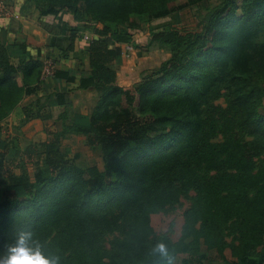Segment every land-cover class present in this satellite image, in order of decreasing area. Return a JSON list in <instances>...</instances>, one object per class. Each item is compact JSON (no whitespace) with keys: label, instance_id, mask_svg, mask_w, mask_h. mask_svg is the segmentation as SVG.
Returning <instances> with one entry per match:
<instances>
[{"label":"trees","instance_id":"1","mask_svg":"<svg viewBox=\"0 0 264 264\" xmlns=\"http://www.w3.org/2000/svg\"><path fill=\"white\" fill-rule=\"evenodd\" d=\"M26 2L39 27L61 37L57 59L86 52L90 71L76 90L96 98L83 126L68 123L66 94L43 82L46 62L55 61L29 56L0 29V188L4 174L12 182L0 200V258L26 247L52 264H204L203 250L222 260L229 250L231 264H264V42H254L264 0H223L212 10L209 0ZM186 7L210 11L198 10L197 30L182 34L175 26ZM134 18L148 24L147 46L160 43L170 56L130 90L117 86L116 67L139 29ZM84 34L92 38L78 48ZM51 77L75 82L65 71ZM136 102L144 120L128 109ZM18 108L22 125L63 109L60 130L21 149L3 134ZM75 133L99 153L102 171L62 153ZM182 199L189 206L179 240L156 235L151 216ZM160 243L168 257L154 253Z\"/></svg>","mask_w":264,"mask_h":264},{"label":"rangeland","instance_id":"2","mask_svg":"<svg viewBox=\"0 0 264 264\" xmlns=\"http://www.w3.org/2000/svg\"><path fill=\"white\" fill-rule=\"evenodd\" d=\"M5 5L7 4L5 0H1ZM223 0H209V9L217 7ZM183 2H178L174 5H181ZM238 6L240 5L237 2ZM6 6H9L8 4ZM202 14H207L210 10L200 8H189L186 7L179 11L182 22L175 26V30L179 33H188L197 30L198 24V15L199 12ZM237 15H240V12L237 11ZM18 19H11L7 17L5 19H11L12 23L19 21L20 17L17 15ZM139 29L134 33L132 41L128 45H121L122 56L119 62V65L116 67L117 73V86L123 89H130L134 87L137 83L140 82L141 76L146 72L155 71L161 63L166 61L169 56V50L167 47L161 45L160 43H150L149 46L147 40L149 39L148 24L139 20L132 19ZM100 27V26H98ZM86 37V39H85ZM91 39V35L84 34L85 42H88ZM254 42L260 44L264 42V26L258 33ZM48 55L45 57V60H53L52 68L50 75H45L44 83L51 81L52 72L57 70L58 62L60 59L56 58V53L48 52ZM68 61V60H67ZM49 78V79H47ZM18 83H21V77L17 78ZM44 93V92H42ZM95 94L93 92H78L74 88H69L67 90V108L66 111L68 117V123L77 124L83 126L87 118L90 115L92 106L95 103ZM219 105L224 106L223 100L217 102ZM124 107L125 104H124ZM19 109V108H18ZM16 110L9 119L3 124L4 136L6 137H15L18 140L19 147L24 149L27 145L36 143L40 144L47 141L51 136L50 134L54 133L57 130H60V121L58 117L62 113L63 109H55L53 112V120L47 123H41L39 121H32L26 125H22L20 110ZM129 111L140 120H144V117L139 115L137 102L133 107L128 108ZM76 122V123H75ZM62 153L66 156L67 159L73 160L75 165L80 169H88L90 167L96 166L101 171L103 170V163L101 161L99 153H93L86 145L84 137L80 134H71L66 140L62 143L61 146ZM30 172V171H29ZM15 173L18 174L19 171L15 170ZM5 184L0 188V200H5L9 196L8 186L12 184L11 180L4 174ZM32 181V177H30ZM189 204L186 200L182 199L180 203L172 210L167 211L166 213H159L151 216V227L156 235H166L170 238L172 242H177L181 235V228L183 225V213L188 208ZM112 239V236L106 237L105 247L108 249V241ZM206 255V260L204 264H231L232 259L230 256L229 250L225 252L224 259H219L213 252L202 251ZM175 264H180V261H176Z\"/></svg>","mask_w":264,"mask_h":264},{"label":"crops","instance_id":"3","mask_svg":"<svg viewBox=\"0 0 264 264\" xmlns=\"http://www.w3.org/2000/svg\"><path fill=\"white\" fill-rule=\"evenodd\" d=\"M6 3L12 8L14 15H19L20 19L15 24L11 22V19L0 18V29L6 30L7 40L12 42L25 43L27 47V54L31 57L42 56L46 57L48 52L52 54L57 53L58 38L49 37L40 27L38 23V12L34 5L26 0H5ZM63 21L69 22L70 17L68 15L63 16ZM92 38V36H91ZM86 39V37H85ZM82 40L78 43V48L86 47L88 42ZM65 47L66 44H63ZM62 46V47H63ZM60 47V46H59ZM57 58V54H56ZM60 67L57 70L68 72L70 77L75 78V82L68 84L65 81L55 82L52 77L51 81L44 83L47 85L48 91H60L67 94V90L71 87L76 90L78 78L83 75L87 77L89 74V65L86 52H78L70 56L67 60H60L58 63ZM46 79V78H44ZM49 79V78H47ZM44 82V81H43ZM78 91V90H76ZM82 92V91H78ZM84 93V92H83ZM91 93V92H89ZM95 94V93H94ZM96 98V95H94ZM35 100V97H27L20 105V108L27 106ZM93 107V106H92ZM20 108L18 110H20ZM92 109V108H91ZM40 122V121H39Z\"/></svg>","mask_w":264,"mask_h":264},{"label":"clouds","instance_id":"4","mask_svg":"<svg viewBox=\"0 0 264 264\" xmlns=\"http://www.w3.org/2000/svg\"><path fill=\"white\" fill-rule=\"evenodd\" d=\"M154 253L161 257H168V250L165 244H157ZM0 264H52V262L38 251H33L26 247H17L0 258ZM169 264L171 262L169 261Z\"/></svg>","mask_w":264,"mask_h":264},{"label":"built area","instance_id":"5","mask_svg":"<svg viewBox=\"0 0 264 264\" xmlns=\"http://www.w3.org/2000/svg\"><path fill=\"white\" fill-rule=\"evenodd\" d=\"M11 17V19H18L16 15L13 14V12H10L6 5L0 0V18H7ZM52 68L50 62H46L45 68H44V74L45 75H50V71L48 70Z\"/></svg>","mask_w":264,"mask_h":264}]
</instances>
